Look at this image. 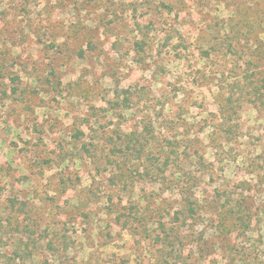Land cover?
Wrapping results in <instances>:
<instances>
[{
	"label": "rangeland",
	"instance_id": "1",
	"mask_svg": "<svg viewBox=\"0 0 264 264\" xmlns=\"http://www.w3.org/2000/svg\"><path fill=\"white\" fill-rule=\"evenodd\" d=\"M252 71L264 0H0V264H264Z\"/></svg>",
	"mask_w": 264,
	"mask_h": 264
},
{
	"label": "trees",
	"instance_id": "2",
	"mask_svg": "<svg viewBox=\"0 0 264 264\" xmlns=\"http://www.w3.org/2000/svg\"><path fill=\"white\" fill-rule=\"evenodd\" d=\"M139 43H137L138 45ZM139 48H142L141 46ZM208 52V51H206ZM249 81V82H247ZM242 84H244L243 86H240L238 84V81H235V88L236 86H239V88L237 87V94L239 96H244L245 94H249V95H253L255 98H258L260 100H263V96H264V72L261 73H256L255 71H252L248 76L247 79L243 78V82H241ZM250 87V89H248ZM232 89V94L234 93V87L231 88ZM233 97L230 95L228 97V104H232L233 103ZM144 147V146H143ZM132 148H136V147H132ZM140 150L142 149V146L140 145L139 148L135 149V154L136 153H140ZM168 157H166L167 159ZM168 163H162V165L167 166ZM192 210V209H190Z\"/></svg>",
	"mask_w": 264,
	"mask_h": 264
}]
</instances>
